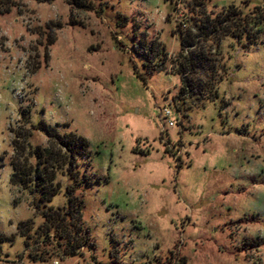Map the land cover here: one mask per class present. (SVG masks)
<instances>
[{
	"label": "rangeland",
	"instance_id": "rangeland-1",
	"mask_svg": "<svg viewBox=\"0 0 264 264\" xmlns=\"http://www.w3.org/2000/svg\"><path fill=\"white\" fill-rule=\"evenodd\" d=\"M231 5L264 10V0H103L91 11L0 0V264H264V21L253 42L220 39L214 66L189 76L193 91L178 97L173 74L180 52L214 49L202 36L181 49L184 19ZM142 45L163 70L147 74ZM41 120L89 143L74 191L89 244L73 256L40 231V185L10 183L13 162L56 167L36 156L54 152L32 126ZM53 177L43 181L59 191L41 209L65 208L75 183L65 166Z\"/></svg>",
	"mask_w": 264,
	"mask_h": 264
},
{
	"label": "trees",
	"instance_id": "trees-1",
	"mask_svg": "<svg viewBox=\"0 0 264 264\" xmlns=\"http://www.w3.org/2000/svg\"><path fill=\"white\" fill-rule=\"evenodd\" d=\"M101 1L103 0H66L71 9L75 11L95 10V3H101ZM263 21L264 10L260 7H255L251 13L243 14L240 9L233 5L212 16H207L204 23L195 21L191 23L188 19H184L182 23L185 25L188 24V29L182 32L183 36L180 39L181 49L188 47L196 48L194 38L200 36H202L204 41L214 44V49L198 48L197 51L194 50L186 54L180 52L178 54L177 59H175L176 66L173 71V74L178 75L182 82L178 97L185 95L190 90H194L189 76L202 74L205 70L214 66L215 61L210 54L212 50L218 49L220 39L229 35L235 36L236 38L246 36L250 39L249 42H253L251 39L253 38L254 31L255 29L260 30ZM191 29L194 30V33L191 32ZM139 52L140 54H144L147 59L143 66L148 75L163 70L164 60L158 58L159 54H156L155 50L152 49L147 52L142 45ZM202 85L203 82L197 81L194 86L200 87ZM32 126L46 134L47 138L50 140L51 147L54 149L53 154L56 155L55 157L51 154V150H46L44 153L39 152L36 156L43 158L52 156L51 158H56L54 160L56 167L49 169L48 173L44 168L42 171L38 170L37 174H35L30 165H18L13 162V172L10 176V183L20 186L23 190L32 186L34 188L33 191H36L35 186L40 185L38 190L41 193V199L39 203H35L34 205L37 211L41 210L40 214L43 218L40 231L43 229L44 236L49 237L51 235L52 239L57 242V245L62 248L64 255L73 256L78 253L80 248L89 244V230L83 225L82 221V201L74 194V191L85 179V175L80 176L77 159L80 156L89 157V143L85 138L74 132L60 133L56 126L50 125L43 120L38 121ZM59 166L60 168L65 166L67 175L75 182L71 186L66 187V207L41 209L40 203L45 204L49 202L51 197L55 196L59 191L57 185L49 186L47 182L43 181L44 179L52 181L54 179V171ZM40 174L42 176L48 174V176L45 178L43 177L42 180L40 179ZM38 179L39 181H37ZM26 224L27 221L19 222L17 224V230L21 229V227ZM24 232L25 231L22 229L21 233L24 234ZM6 240H8L6 236H0V248L2 243Z\"/></svg>",
	"mask_w": 264,
	"mask_h": 264
},
{
	"label": "built area",
	"instance_id": "built-area-1",
	"mask_svg": "<svg viewBox=\"0 0 264 264\" xmlns=\"http://www.w3.org/2000/svg\"><path fill=\"white\" fill-rule=\"evenodd\" d=\"M183 27H185L186 25L184 23L181 24ZM173 116V110L168 107L165 106L163 108V111L161 113V118H163L164 120H166V123L168 126H173V121L171 120V117Z\"/></svg>",
	"mask_w": 264,
	"mask_h": 264
}]
</instances>
